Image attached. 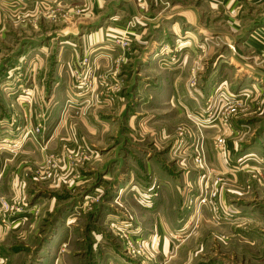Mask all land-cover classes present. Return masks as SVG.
<instances>
[{
	"label": "rangeland",
	"instance_id": "obj_1",
	"mask_svg": "<svg viewBox=\"0 0 264 264\" xmlns=\"http://www.w3.org/2000/svg\"><path fill=\"white\" fill-rule=\"evenodd\" d=\"M55 1L43 17L60 30L76 21L77 38L109 34L114 51L125 55L111 61L118 68L114 89L99 88L100 77L95 83L100 55H85L68 65L74 80L68 90L51 82L57 61L43 47L54 35L20 41L24 13L11 12L14 39L0 47V264H168L160 259L152 211L166 223L174 214L188 221L184 236L198 241L206 229L227 232L229 240L211 234L212 251L204 250L197 264H264L259 246L252 248L257 260L241 254L237 235L251 229L249 237L264 238V83L218 68L219 55L235 51L218 33L226 6ZM235 1L244 8V39L264 29V4ZM199 21L202 40L193 51L188 38ZM122 38L126 49L117 45ZM48 117L55 137L44 131ZM245 117L252 120L240 123L249 130L230 135ZM100 122L109 128H97ZM7 129L10 140L2 141ZM171 193L180 195L166 202Z\"/></svg>",
	"mask_w": 264,
	"mask_h": 264
},
{
	"label": "crops",
	"instance_id": "obj_2",
	"mask_svg": "<svg viewBox=\"0 0 264 264\" xmlns=\"http://www.w3.org/2000/svg\"><path fill=\"white\" fill-rule=\"evenodd\" d=\"M39 1L40 2L51 1L52 4L39 3ZM216 2L222 5L221 6L222 8L226 6L228 10L227 12H225V15L223 16L221 20L222 22H224L223 26L225 30H220L218 33L222 35L225 38V40H227L228 42L231 41L235 45L234 52H231L230 50L226 49V51L222 53L223 55L222 54L219 55V56H222L223 58L219 61L218 68H222V67L233 68L234 67V68H237L236 72L239 73L240 75L245 74L246 76L250 78L256 77L258 80L264 83V29L261 27L260 29H258L259 31L256 30L252 36L244 39L245 38L244 37L245 26L242 25V20H243L242 15H243L244 8L243 6L240 5L241 3L239 1L236 2L235 0H217ZM56 3L57 1L55 0H0V47H1L2 42L6 44V42L10 41L11 39H14L13 38L14 34L12 30H10L11 29L10 27L13 21V19L11 18L12 16L11 12L13 11V9L17 12H19L20 10L24 14H20V13L19 14L22 15V18L25 19V20L23 19L24 20V24L22 25L23 30L21 31L20 34H18L19 36H16L20 38V41L30 40L33 38L39 39L41 37L40 33L42 34L44 33L46 35L43 38L45 37L47 38L51 36L49 34L54 35L53 37L51 36L50 37L51 39L49 40L52 44H50L48 47H43V49L46 52H48V54L53 53L55 54V57H56L57 65H56L55 75L51 81L52 83H55L56 85H60L61 83L69 84V87H68V90H69L74 80H73L70 70L68 69V65L76 62L79 58L85 55H90L92 57V60L97 58L100 55V60L98 61L96 59V63H95L96 65L95 75H94L95 83L97 81V78L100 77L104 79V82L99 83V88L106 89L108 87L109 89H114L117 85L116 72L118 71V68H116L114 65L111 66L112 64L111 61L113 58L115 59L118 58L119 54H121L122 56L125 50L119 51L118 49V51L115 52L114 51L115 48L111 45L112 41H110L112 36L109 34H101L102 32L100 31L96 33H91L87 36L77 38V33L75 32L77 29H74L75 27L74 25L76 24L75 23L76 21L67 23L68 28L65 27L64 30H60L59 24L50 22L45 17H43L44 15H46L45 14L46 12L43 11L45 7L53 6ZM219 4H213L212 6L216 7V5H219ZM263 4H264V0H252V5H254L252 7H260ZM70 7L69 5L67 6L68 9ZM8 13L11 14L9 18H8ZM63 24H66V21ZM116 24L117 26H119L118 23ZM30 25H34L33 30L29 28ZM193 25L197 26V28L194 29V32H192V34H189L188 41L192 45L190 49L194 51L193 43H196L197 41L200 42L202 40L200 36L196 35V30L199 29V31H201L199 26L204 25V23H201V21H199ZM48 28L49 29L57 28V30L49 32ZM116 28L119 29L118 27ZM45 29H47L48 31L46 30L45 32ZM65 30L67 32H65ZM111 30H115V28ZM62 36H66L68 37V39H63ZM60 37H62V39H60ZM55 40H58V44H57V49L53 50L54 45H55ZM70 41H72V43ZM1 51L2 50L0 49V52ZM28 51H30V49H28ZM39 55L41 54L39 53ZM61 68L65 70L61 71ZM184 68H189V61L187 65L184 66ZM185 72L186 70L184 71V73ZM247 84H248V81H245L244 85H247ZM251 84L253 85L254 88L258 86V83H254V81L253 82L251 81ZM184 88H185V84H184ZM68 90L66 91L68 92ZM51 99L54 100L53 97H51ZM110 103L111 102H107L105 105H109ZM26 113L27 112H25V114ZM50 117H48L47 119L48 124L44 131L47 130L46 132L49 136L55 137L56 135L54 136V134L51 133L53 129V126H51V124H53V120ZM251 120L252 118L245 117L243 119L238 120L239 125L236 124L237 122H235L237 127L236 128L233 127L232 131L229 132L230 135L237 136L238 134L240 135V133L248 131L250 128V124L240 123V122H247ZM19 124L22 126H26L27 128L29 127L32 128L34 125V124L31 125V123L28 124L27 120L26 121L21 120ZM98 125L99 126L97 128H100L101 130L103 129V131L109 128L107 126V123H104V122L103 123L100 122V124ZM8 129L5 130L6 131V134L4 135L5 138L2 139V141L5 139L10 140L8 137L11 132ZM20 129L21 128H17V131L15 133L18 134ZM61 130H65L67 132V128L65 127V124L63 125ZM96 132H97V129H94L93 133H96ZM0 141H1V137H0ZM34 149L36 148L33 147V150ZM11 151L14 152L11 149L8 150V152H11ZM0 179L2 180V178ZM239 185H242V183L239 182ZM176 195L178 196L180 194L176 193ZM177 196L172 195V193L171 195H169V197L167 195L166 202H168L169 198L173 200L176 199ZM181 196L183 198L185 195H183L182 193ZM180 201H181V198H180ZM228 209H230L229 210L230 212L231 211L234 212L233 210H231L230 207ZM181 210L183 211L182 207H181ZM175 211L177 212L176 207H175ZM160 214L156 215L154 214L153 211L151 213L153 218H155V224L153 225V229L156 230L157 237L161 241L160 259H162V257L169 259L168 264H197L199 259L203 256L202 252H204V250L211 249L210 251H212V246L208 247L207 245L209 241L211 242L214 239V238H211L212 233L214 236H218V238L223 233L227 235V232L223 230L220 231V230L212 229L213 230L212 231V230H207L205 228L206 230L204 231V234L201 231L200 238H198V239H203V241H198L196 237L190 238V237L184 236L185 231L188 229V226H186V223L188 221H186L185 224L184 223L182 224L181 220L179 221L176 220L175 217L177 214H174L173 220L166 223V221H164L162 217L161 219L157 218V216H159ZM179 223H181V225ZM224 226H229V225H224ZM223 228H226L227 230L230 229V227H223ZM250 232H252V230L248 229L247 231H244V233L237 234L240 237L238 242L240 245V250L243 251L241 252V254L245 255L246 259L249 260V259L254 258V260L255 259L257 260L256 256H253V254H256L255 253L256 251L252 250V248L254 247V245L259 246V247H256L255 249L258 250L260 254L264 255V238H260V240L259 239L254 240L248 236V233ZM176 235H178L179 239L181 240H177ZM226 240H229L228 235H227ZM261 259L264 262V256H262ZM115 261L120 262V260H116V259Z\"/></svg>",
	"mask_w": 264,
	"mask_h": 264
},
{
	"label": "built area",
	"instance_id": "obj_3",
	"mask_svg": "<svg viewBox=\"0 0 264 264\" xmlns=\"http://www.w3.org/2000/svg\"><path fill=\"white\" fill-rule=\"evenodd\" d=\"M117 45L121 48V49H126L129 46V42L127 39L122 38L120 40L117 41ZM85 63L87 62V60L84 61ZM0 203L5 204L4 201H1Z\"/></svg>",
	"mask_w": 264,
	"mask_h": 264
}]
</instances>
